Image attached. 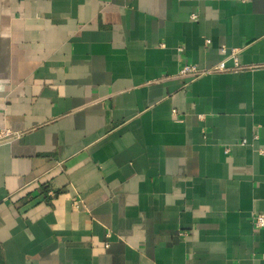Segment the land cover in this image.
Returning a JSON list of instances; mask_svg holds the SVG:
<instances>
[{"label": "crops", "instance_id": "crops-1", "mask_svg": "<svg viewBox=\"0 0 264 264\" xmlns=\"http://www.w3.org/2000/svg\"><path fill=\"white\" fill-rule=\"evenodd\" d=\"M0 128V264H264V0H0Z\"/></svg>", "mask_w": 264, "mask_h": 264}, {"label": "built area", "instance_id": "built-area-1", "mask_svg": "<svg viewBox=\"0 0 264 264\" xmlns=\"http://www.w3.org/2000/svg\"><path fill=\"white\" fill-rule=\"evenodd\" d=\"M192 18L196 17L195 15L191 16ZM208 42V41H207ZM179 51H181V48H178ZM221 52H225V48H221ZM237 53L236 49H232L230 51L229 57L233 58L235 61V68H239V65L236 63V56ZM227 70V67L224 64V61L218 63L216 66L210 68V69H200L197 66L189 63H183L180 70L179 75L181 76H192V77H198L200 75L208 74L211 72H217V71H224ZM12 137H14V134L10 132L8 129H2L0 128V143L6 142L10 140ZM246 140H241L240 144H245ZM252 225L254 230H260L264 228V214L258 213L254 214L252 216Z\"/></svg>", "mask_w": 264, "mask_h": 264}]
</instances>
